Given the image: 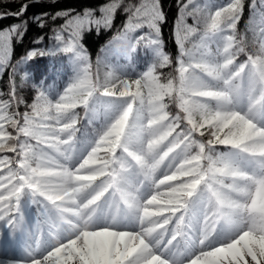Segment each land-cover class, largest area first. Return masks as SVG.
<instances>
[{"label": "snow or ice", "instance_id": "obj_1", "mask_svg": "<svg viewBox=\"0 0 264 264\" xmlns=\"http://www.w3.org/2000/svg\"><path fill=\"white\" fill-rule=\"evenodd\" d=\"M122 4L110 0L99 16L94 9L57 12L53 19H68L55 46L22 58L66 55L73 77L54 96L51 86L33 85L22 122L10 111L23 103L15 87L11 100H0V153L18 157H0V223L23 231L21 198L43 205L50 240L33 238L26 264H264V27L259 54L237 63L245 0L215 9L186 0L175 23L176 75L162 79L158 69L172 63L161 39L165 14L160 0H140L123 8L127 20L113 40H126L129 52L143 43L152 63L138 78L108 72L101 80L83 33L110 29ZM21 28L0 30V65ZM144 28L147 34L132 37ZM197 35L194 52L186 44ZM169 103L179 111L170 113ZM77 108L90 123L100 108L104 115L78 156ZM206 133V141L196 138Z\"/></svg>", "mask_w": 264, "mask_h": 264}, {"label": "trees", "instance_id": "obj_2", "mask_svg": "<svg viewBox=\"0 0 264 264\" xmlns=\"http://www.w3.org/2000/svg\"><path fill=\"white\" fill-rule=\"evenodd\" d=\"M27 1L29 0H0V15L19 12L22 4ZM137 1L138 0H123L121 8L116 12L110 30L123 27L127 20V14L123 11V8L127 5H132ZM184 2V0H160L161 8L166 18L165 22L161 25V33L164 41L170 47L169 52L173 59L177 58L179 55V47L176 44L175 39V23L179 16V8ZM101 5V0H40L39 2H31L28 4L27 11L23 15L19 17L10 15L0 19V30L10 29V27L15 24L22 25L20 33L15 34L12 37L10 50L12 56L27 53L32 49H50L53 48L56 43L54 40L55 31L58 29L62 30V26L68 19V17H57L56 19H53L57 12L67 11L70 16H74L85 9L98 10ZM35 17L42 18L44 23L43 27L39 26V23L34 19ZM24 22H26V24ZM187 23L193 25V18L189 17ZM93 32L94 33L88 34L85 38V35L87 34L85 31L82 38V41H85L84 44L92 50L98 44V37L99 39L102 38V35H94L96 32L95 30ZM64 35L67 36V32H64ZM195 38L196 36H192L186 46ZM39 40H43V42L36 43ZM49 60L53 63L58 62L56 58H52L51 56L33 58L32 61L34 67H32V69L42 67L44 63L47 64V61ZM26 100L29 101L28 98H26ZM32 102L33 101H29L28 104L31 105ZM196 138L198 140L206 141L210 137L206 133L204 137H200L197 134Z\"/></svg>", "mask_w": 264, "mask_h": 264}, {"label": "rangeland", "instance_id": "obj_3", "mask_svg": "<svg viewBox=\"0 0 264 264\" xmlns=\"http://www.w3.org/2000/svg\"><path fill=\"white\" fill-rule=\"evenodd\" d=\"M213 44H216V42H213ZM103 72H104V67L102 66V65H100V69H97V75L100 77V79H102V74H103ZM73 77V76H72ZM72 77H71V79H72ZM77 146V145H76ZM50 151V150H49ZM79 151H81V150H78L77 151V153H76V155L78 156L79 155ZM162 171H163V168H162ZM158 175H159V173H158ZM0 224H2V223H0ZM0 228H1V225H0ZM198 250V249H197ZM0 264H6L4 261H1L0 262Z\"/></svg>", "mask_w": 264, "mask_h": 264}]
</instances>
